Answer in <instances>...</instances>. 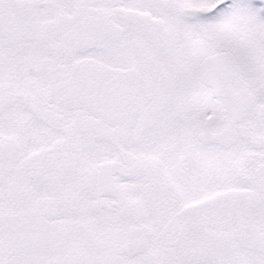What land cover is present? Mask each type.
<instances>
[{
  "label": "snow or ice",
  "instance_id": "1",
  "mask_svg": "<svg viewBox=\"0 0 264 264\" xmlns=\"http://www.w3.org/2000/svg\"><path fill=\"white\" fill-rule=\"evenodd\" d=\"M0 264H264V0H0Z\"/></svg>",
  "mask_w": 264,
  "mask_h": 264
}]
</instances>
